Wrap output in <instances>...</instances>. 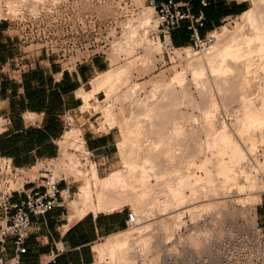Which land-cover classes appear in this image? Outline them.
<instances>
[{
    "label": "rangeland",
    "instance_id": "obj_1",
    "mask_svg": "<svg viewBox=\"0 0 264 264\" xmlns=\"http://www.w3.org/2000/svg\"><path fill=\"white\" fill-rule=\"evenodd\" d=\"M12 4L13 5L15 4V5L13 6ZM12 6L15 8L14 10H13ZM248 11H253V12H258V11L261 12L262 11V12H264V0H249V9L248 10H246L244 13H242L240 15L229 18L228 20H226L223 23V25L221 27H219L216 31L213 32V35H214L213 44L215 46L221 45L225 42H228L232 38L236 39V38H239L241 36L242 37L246 36V37H244V39H246L248 36L250 37V34H251L250 32H252L254 30L251 29L252 25L250 26L249 20L246 17V14ZM143 13H148V15H150V19H151V24L147 28H145L146 39L148 38V40L150 41V44H149V42H144L141 46L138 45L137 47H135L136 51H133L134 53H131L133 56L129 55L126 52H124L123 50H121L122 47L118 48L119 50H117V51L116 50L113 51L112 49L115 47L114 46L115 43L116 44L117 43L123 44V41H124V38H123L124 35L123 34H124V30H125L124 26L127 23L129 24V22H131L133 25H137L136 20H138L139 19L138 17L140 15H143ZM144 15H146V14H144ZM0 17H2L0 20H6V21L10 22L14 26V29L18 30L19 33H21V31H23L25 34L28 35V38L26 39V41H23L24 39H21L20 42L24 46H29L30 51H33V52L39 51V53H40V51L42 49H44L49 54L50 53L55 54L60 59H63L64 61H66L72 65L76 62H79V61H82L85 59H90L94 56L99 55V56L104 57L108 63V69L106 70V72L112 71L115 69V67L118 68L122 65L126 66L127 69H129V71L126 69H125V71L124 70L121 71V73L124 72L125 77H123V75L121 73L120 74L122 76L118 75L119 73L118 74L116 73L119 76V77H117V75L114 73L115 75L113 76V78L115 77V80H113L114 81L113 84H115V87L117 86L116 91H115L116 93L113 90V92H112L113 95L111 94L110 96H107L106 92H104V90L101 89V90H99V92L95 93V95H93L90 98V105L88 107H85L84 109L81 108L82 111H85L89 115L92 114L93 119L98 118V121L101 123L100 129L103 128V125L113 126V132H114L116 145H117L116 152H115V155L113 157V165L110 168L97 173V174H99L98 175L99 177H104V176L108 175L113 170H117V169H119V170L123 169V171H124V169L126 170L129 166V165L127 166L126 162H128V164H129L131 162V161H129L130 159L132 161L136 160V159H134V158H136L135 157L136 154L138 156H140V158L138 157L137 159L142 160L143 159L142 156L144 155L143 157H146L149 154L148 152H150V150H151V152L153 151L152 152L154 154L153 156H155V158H154L152 156V153L150 152L151 158L153 157L155 159V161H158V162L162 161L163 162V160H161V159H164V158H165L164 162H166V159L169 161L170 158H168V157L166 158L163 156V154H161L162 157H164V158H162L160 156V153H155L154 150H156L157 148L158 149L156 150V152L161 150L160 146L161 145L163 146V144H161V143L156 144V142L158 140L156 141L154 136H152V140L154 139L155 142H152L151 138L149 140H151L152 143L150 141H148L147 138H149V137H146L145 134L147 135V134H149V132L143 133L144 132L143 131V132H139L138 133L139 135H137L136 131H131V129L135 128V126H136V123H135L136 121L133 118L135 117V113L137 111H134V109L136 110V108H134L135 104H132L133 101H129L130 100L129 98H127V100L122 98L123 95L125 94L124 90H126V89L130 90L127 87L128 86L127 84H129V86L132 85V88H131V86H130V88L132 90V93L134 94L133 98L136 95H139V98L140 97H141V99L145 98L144 100H146L147 99L146 97H149V95H147V94L152 95L153 93H156L153 90H155V89L158 90L160 88V84H158V83H160V82L164 83V82L168 81V79H170V77H172V75H174L175 71H182V72L184 71L183 72L184 79L182 80V82L183 81H185V83H186V81L190 82V79L193 78L191 80V82L190 83L187 82L188 85H187V83H186V85L191 89L190 91L194 93V94L192 93L193 96H195L196 99H198V98H200L199 97L200 93L198 91V88H195V87H197L196 83H199L198 81H200V79L198 78L199 79L198 80L195 77H193V75L188 71L189 68H187V66L189 67V65H188L189 61H191L194 64V66L203 64L207 58L206 57L207 54L202 53V51L199 49L192 48L190 45L184 46V47L190 48L191 50H193V52H196V54L190 56V60H188L184 57H179V55H178L179 52H182L181 48L174 50L173 52L166 51L163 44H161L156 39V36L154 34V30H153L155 27L154 9L152 6H150L148 4V2H146L144 0H0ZM129 20H131V21H129ZM254 35H255V32H254ZM254 35H252L251 37H254V38H255V36L257 37V34L255 36ZM256 39L257 38H255V40ZM246 41H247V39H246ZM250 41L253 43L251 38H250ZM250 41H248V42L251 43ZM111 51L115 52V54H116V55L114 54L115 56L113 55L114 57L112 56L113 58L111 57V54H110ZM252 53H251V55H252ZM126 55H128V56H126ZM254 55L257 56V57L255 56L257 59L253 57ZM252 57L254 58V60L252 59ZM252 57H251V64L252 65L255 64L256 67H253L251 64L250 65L254 69L257 68L261 72L264 71V68L260 69V67H259L260 64H258V62H260L259 60H261V59L258 58V55L256 53L255 54L253 53ZM129 60H131V61H129ZM254 61L257 63H255ZM124 63H126V64H124ZM129 64H130V67L127 66ZM257 65H258V67H257ZM252 67H250V68L253 69ZM112 68H114V69H112ZM206 69H208V68H206ZM206 69L204 70V76L208 77V75H209V78H210V76H211L210 71L211 70L210 69L206 70ZM258 73H259V71H258ZM262 73L264 75V72H262ZM102 74L103 73H101L100 75L102 76ZM100 75H98L96 78L101 77ZM202 76H203V74H202ZM250 76L253 78L254 74L252 75V73L250 72ZM255 76H254L255 78H253V79L251 77H249L250 78L249 82L251 84H252V82L253 83L257 82V84H255L254 86H252L253 84L252 85H250V83L248 84L250 87V90L254 91V92H252L251 94H250L251 91L249 92L248 96L245 98V99H248V101L245 99H242L241 101H245V102L247 101L248 103L250 102L251 104L253 103V106H255L257 108L262 104V102L264 103V99H262V97L264 96L263 95L264 93H262V87H263V92H264V85H263L264 81H262V79L259 77V74H256ZM120 77H122V78H120ZM125 78H126V80H125ZM194 78L196 79V81L198 80L196 83L193 82ZM254 79H255V81H254ZM256 79H258V81H256ZM124 80L127 81L126 82L127 84L125 82H123ZM155 80L156 81L158 80L157 81L158 83ZM250 80H252V82ZM260 80L262 83L260 82ZM93 81L94 80H92V82ZM120 81L123 83V85L122 84L120 85V87L122 86L121 88L118 85V83H120ZM153 82H155L154 83L155 85L153 84ZM124 83L126 85H124ZM185 83H183V84H185ZM190 84H191V86H190ZM156 85H159V88H155V87H157ZM175 85L178 88L180 86L177 82L175 83ZM258 85H260V86H258ZM251 86H252V89H251ZM92 87H93V83L91 84V89H92ZM118 88H120V90L117 93ZM257 88H258V90H256ZM212 89H213L212 94H215L216 97L221 92L219 90L217 91V89H215L214 87ZM259 90H260V92H259ZM121 91L124 94H121L122 97L118 96V100H117V95L119 93H121ZM150 91H152L153 93L152 92L150 93ZM216 91H217V93H216ZM197 92H198V94H196ZM114 93L116 95H114ZM151 95L147 100L151 99V97H152ZM215 96L213 95V97L216 100V104H215L216 108L214 110V112L215 111L216 112L215 113L211 112V113L216 114L217 118L219 120H220V118L222 120H224L225 124L227 125V127L225 125V128H227V130L229 128V131L232 130L230 134H232L234 132L233 130H235L236 133L234 132L232 134V136L234 135L233 138L234 139L236 138L235 140H237V142L240 145V147L242 148L243 152L246 154L247 159H244V160L246 162L249 161L250 165L253 162H255L253 164V167H252V165L250 166L249 164H246V168H248L250 166L249 168H251L250 170H252V172L255 169L260 170V171L255 170L256 172L254 171L257 174V175H255V176H257L255 180H257L258 183L253 185L255 187H252V191H251V187L250 188L248 187L245 190V192L249 191V192H247L248 196H246L247 198L244 197L243 200H240L238 202L240 204V206L237 202L235 203L233 201H230L228 196L231 193V191H234V189L229 188L231 185L228 183L229 182L228 180H227L228 181L227 183H226V181L225 182L223 181L224 175H225L224 173H223L224 175L222 174L223 176H221L216 172V174H218V175H216L213 171V168H212L213 167L212 164L215 161L214 158L216 159V156H217V154H215L217 146L214 147V145H216L215 143L214 144L209 143V146L211 145V147L213 148L212 149L211 147L204 145L205 151H206V146H207L214 153V154L210 153L211 150L207 148L208 149V151H206L207 155L208 154L212 155V156L208 155L209 156L208 158L210 160L209 161L210 163H208V167L210 168L212 166L211 167L212 168L211 176H212L213 182L211 181V178L206 179V180L204 178H202V177H204V175H201V174H204L203 170L200 168H196V165L195 166L192 165V169L194 168L193 170H194V172H196V175L197 174H200V175H197L196 180H195V177L193 179V180H195L194 182L198 181V183L196 182L198 185L197 184L194 185L195 190L190 191V189L188 188L187 193L192 192L191 197L195 198V194L198 196L199 193L201 194L203 192L204 193L209 192L207 190L210 188V186L212 188L219 186V187L214 188V189L220 190V188H221L220 192H219V190L215 191L214 189H211V188L210 189H211V193L219 192L217 194L218 196H222L224 194L223 195L224 197L223 196L222 197L223 198L226 197V198L224 199V201L222 200L221 203H223V204L222 205L217 204L218 206L215 205V207L211 206L212 204H206V203H208L207 198H209V196H205V194L204 195L201 194L203 196H201L202 199L201 198L199 199V200H201L200 208L197 207L198 211L200 209L199 212H201V215L199 217L198 214H200V213L197 211V216L194 217V219L197 222L194 219L190 220L188 218V216H186V215H185V217H183V219L185 218L183 222L186 223V229L184 226L185 224H183L181 226V229H183V230L180 229V232H182V234L186 232L185 234H183L185 236L187 235L186 237H182V238L177 237L178 238L177 239L176 238L177 233H176L175 237H173V238L161 239L159 237H156L157 234L162 233L161 230L160 229L159 230L153 229L154 237H151V239H153V238L154 239H153V241L151 240L152 243L150 242L151 246L152 245L153 246L151 247V249H148V251L146 250L145 253L142 254L138 251V250H140L139 248L141 247V245H140L141 241L136 240V241L131 242L134 245L132 247L131 252H132V255L135 256V258L132 261H130V262H123L122 261V262H118V263L117 262L113 263V262H110L109 255L106 254L105 257H103L104 259H102V258L97 259L96 264H151V263H153V264H181L182 262H186L187 264H190L193 260V257L195 259V257L198 255L201 257H204L206 259H209V260L211 258L212 262L214 264H224L226 262H234L235 260L239 262L238 264H264V231H262V229L260 228V224L258 221V215H257V204L262 203L264 205V170H261V168H260V167H264V138H263L264 137V133H263L264 132V112H262L259 115L260 118H262L261 121H257V123L252 124L253 126L250 125L251 127L249 126V128H248L249 130H246L247 132H250L251 135L249 136V133L247 135L246 132L243 131L245 133L244 134L241 130H239V128L243 127L242 119L239 116H240V114L242 115V112L240 113V111H242L241 109L243 108L244 102H239L237 100H240L241 98L238 99L235 97V99H233L234 97H232L231 101L229 100L228 101L229 103L227 102V104L230 105V106H228L227 104H225V102H221V101H224L223 94L219 95L218 96L219 98L217 97L218 100ZM220 96H222V97H220ZM120 98L123 99L124 102H123V100L121 101ZM137 98H138V96H137ZM220 98H222L223 100L222 99L220 100ZM204 103L203 104L201 103V105H203V107H204V111H205V109L208 110L210 107L212 108V106H209V104L206 103L207 105H204ZM220 103H222V104H220ZM107 104L112 105L111 111H113V114L110 113L112 115L111 117H113V115H114L115 119L118 118V120H120L121 122L126 119L128 124L131 123L132 121L131 122H129V121H130V117L132 116L131 119L134 120L132 123H135V124L134 125L129 124V125H132L133 127L131 126L132 128L131 127L126 128V126L128 124L125 126L124 125L125 123H123L122 125H120V123H115L113 125H109V123H108L109 121H107L108 118L103 114L102 110L100 109L101 106L107 105ZM130 104L132 105V107L134 106L133 112L131 110L132 108H131ZM201 105L197 108L190 107V106L184 107V108H186L185 110H187L188 113H192L193 117H195V120L197 121L198 116L200 118V115H201L200 112L203 111V108H201L202 107ZM216 109L218 110L219 114H217L218 112ZM130 113H131V115H130ZM140 114H142V115H138L139 120L141 118V121H139V122L145 123L150 118L149 116L145 115L143 111ZM129 115H130V117H128ZM139 116H141V117H139ZM146 116L148 117L147 120H146ZM127 117H128V119H127ZM144 118L146 121L144 120ZM121 119H123V120H121ZM191 120H193V118ZM120 126L121 127L124 126V127L121 128ZM86 127H87V125L80 127V126L75 125L74 122H71L68 130L71 128V129L75 130L76 133L78 132L77 137H79V138L81 137L82 139L81 138L77 139V141H78V143H82L81 140L85 139L83 129ZM128 128H129V131H128ZM92 130L95 131V133L97 132L95 126H92ZM132 130H134V129H132ZM236 130L241 131V133L237 132ZM260 131H262V132H260ZM79 132H81V133H79ZM129 132H131V133L135 132V133L131 134ZM142 133L144 135H142ZM134 134H136L137 137H135ZM151 134H153V133H151ZM205 134L204 133L201 134L203 139L205 138ZM240 134H243L244 136H242ZM150 135H148V136H150ZM245 135H247L251 138H248ZM138 136H143V138L146 137L147 140L146 139L138 140L139 139ZM260 136H262V137H260ZM135 138L138 140V143H137V140ZM140 138H142V137H140ZM188 138L190 139L189 141H191L192 138H190V136ZM64 139H61V141H60L62 151H61L59 160H60V158L62 159V157H63V154H62L63 148L64 149L67 148L66 149L67 152L68 153L72 152V154H74V158H76L77 161L79 160V163L77 162L78 165L76 167V171L78 168V170L81 169V171L85 170V172H90L91 168L93 167V164H95L96 168H98V165H97V163H95L94 158L88 157V158L83 160V159H81V156L79 153L73 152L72 147H75L73 145L74 136L70 137L69 139H66L67 141L69 140V143L67 141H64ZM128 139H129V141H128ZM131 139H132V142L130 141ZM133 140L136 141V143H137L136 146L134 145L135 143L133 142ZM186 141H188V139H186ZM129 142H131L130 144H133V147L134 146L135 147L131 149L132 145L130 146V144H128ZM148 142H149V144H148ZM150 143L151 144L154 143L153 144L154 147H152L149 151H147L148 147L150 148V146L147 147V144L150 145ZM217 143L220 145L219 141H217ZM70 144H72V146ZM124 144L127 145L128 148ZM188 144H190L189 147L186 146L184 148V146H183L184 150L183 149L182 150L184 152L186 151L185 153H187V152L190 153L192 151V150L189 151V149H192L193 147H190V146L192 144H195L194 138H193V142L192 141L188 142ZM62 145H63V147H62ZM219 145H218V147H219ZM158 146L160 147V149ZM214 149H215V152H214ZM182 150L180 151V149H178V151H180V154L182 153L183 155H185V153H183ZM178 151L176 150V152H178ZM146 152L148 154L145 156ZM189 153H187V154H189ZM155 154H159L157 156L158 158H156ZM223 155H222L223 159L228 158V156L225 153ZM148 156H150V154ZM213 156H215V157H213ZM159 157H161V159ZM185 157L188 158V156H185ZM255 157H257V158L255 159ZM127 158H130V159H127ZM125 159H127L128 161H126ZM158 159H160L161 161ZM211 160H214L213 163ZM228 160H229V158H228ZM228 160H224V161L227 162ZM250 160L252 163L250 162ZM241 161L242 162H240L239 164L240 165L242 164V166H243V164H244L243 160H241ZM257 161H260V162H257ZM196 162H197V160H196ZM260 163L263 166H261ZM238 166H236L237 168L234 166L236 169L230 168V170H232L230 172V174L233 173L234 170H236L235 173H238L237 175H239V177H240L241 171L239 168H241V167H238ZM256 167L257 168L259 167V168L257 169ZM215 168H216V166L214 165V169ZM237 169H239L238 171H240V174H239V172H237ZM262 169H264V168H262ZM151 173L149 172V175H147L149 178L147 176H146V178H147V180H149L151 182V184L149 186L151 187V185H153L152 186L153 188L152 187L151 188L146 187V185L142 182V187L144 184V186L149 191L148 194H145V193H147V191H146L145 187H144L145 189L143 188V191L145 190L146 192H144L145 196H144V194H142V195H143V197H146L144 199H146L147 201L149 199L151 201L153 200V199H151V197L154 198L153 196H155L157 193H159L160 190H158V189L159 188L161 189L162 188L161 185L163 184L159 180L158 181V183L160 184V187H159V184L156 183L157 182L156 176L154 175L155 176V178H154ZM219 173L221 174V172H219ZM73 175H75V174L70 175L68 180L69 181H71V179L77 180V182L73 183L74 191L76 192L78 190L77 187L83 181V179L79 178L81 176L75 177ZM135 176H137V177H133V179L139 178L138 175H135ZM218 176H220L222 178L220 179V177H218ZM198 177L199 178L201 177L202 180L201 179L197 180ZM214 177L215 178L217 177L216 178V181L218 182L217 185H216V183L214 184V182H215ZM136 179H134V180L136 183H138L140 180L137 182ZM154 180L156 182H154ZM218 180H220V184H219ZM221 180H222V182H221ZM149 181H147L148 184L150 183ZM199 181H200V183H199ZM208 182L210 184L211 183L212 184L210 185ZM133 183H134V181H133ZM136 183H134V185H136ZM139 184L141 187V181L139 182ZM201 184L205 187L199 186ZM222 184L224 187H221ZM226 184H229V186ZM138 185H136V187L134 186L136 188V189L134 188L135 191L137 190V187L139 188ZM196 186H197V188H196ZM142 187L140 189H142ZM200 187H201V190H200ZM203 188L207 189L206 190L207 192H205V189L203 190ZM140 189L137 190L136 192L142 191ZM230 189H232V190H230ZM156 190H158V192ZM197 190H199V191H197ZM202 190H203V192H201ZM194 191H196L198 194ZM252 192H254V194ZM153 193H155V194H153ZM211 193H209V194H211ZM250 193H252V194H250ZM258 194H260V196ZM92 195L93 196H92L91 200L94 201L96 199V195L94 192L92 193ZM148 195H151V196H148ZM253 195H256V196H253ZM147 197L148 198L150 197V198L147 199ZM72 198H74V197H71L70 200H72ZM203 198H205L207 201ZM248 198L251 199L252 202L253 201L254 202L253 203L249 202L250 200ZM255 198L257 200L258 199L259 200L258 201L254 200ZM226 199H227V201H226ZM204 200L206 202H204ZM123 202L119 207H117L115 209H118L121 207H130L133 211L135 210L134 204H132L130 201H127V202L123 201ZM249 203L251 204V206ZM148 205L151 206L150 203ZM208 205L211 207H209ZM68 206L71 207L70 202H68ZM204 206L206 207L207 210H205ZM153 207L155 209L156 205H153ZM204 210H205V212H203ZM154 216L156 217L155 213L151 216L152 218L149 219L150 220L149 222L155 221L156 218ZM187 218H188V220H187ZM141 220H143V222H144L143 223L141 221V223H143L142 225H145L146 223H148V220L147 221L145 219H141ZM192 220H194L193 221L194 224L192 223ZM133 227L134 226L129 227V228L115 234V236L119 237V236H122L124 234H127L128 232L132 231L131 229ZM206 231H207V233H206ZM204 233H206V235H208V238H205L206 241L204 240V238L203 239L201 238V236ZM201 239L204 241H201ZM160 242H161V244H160ZM202 242L208 244V251L207 252L205 249L196 250L195 248H193L195 245H199ZM133 250H135V251L133 252ZM177 251H178V255L173 254L175 252L177 253ZM179 252H181L182 254ZM185 252H188L187 253L188 255H186ZM208 252H210V254ZM217 252H218V255H217ZM179 254H181V256L185 257V259H181V260L176 259L179 256ZM155 256H156V259L154 258ZM165 256H166V259H165ZM167 256H168V258H167ZM182 260H185V261H182Z\"/></svg>",
    "mask_w": 264,
    "mask_h": 264
},
{
    "label": "bare ground",
    "instance_id": "obj_2",
    "mask_svg": "<svg viewBox=\"0 0 264 264\" xmlns=\"http://www.w3.org/2000/svg\"><path fill=\"white\" fill-rule=\"evenodd\" d=\"M14 9L15 8L13 7V10ZM144 14H146V15H144ZM263 14H264V12H262V11L261 12L260 11H258V12L248 11L246 14V17L249 20L250 26L251 25L253 26V27L251 26V29L254 30L250 33L251 34L253 33L252 35H254V32H255V35L257 34V37L254 35L255 38H257L256 39L257 41L255 40L254 37H251L252 35L250 34V37L248 36L246 38L247 41H246V39H244V37H246V36H244V37L241 36V37L236 38V39L232 38L228 42H225L221 45L215 46L214 44H212L211 50L208 53L205 52L207 54V56H206L207 58L203 64L194 66V64L191 61L188 62L189 67L187 66V68H189V70L188 69L187 70L193 75V77H195L196 79H198V78L200 79V81H198L199 79L197 80L199 83H196L197 81L195 78L193 80V82L197 84V87H195V88H198V91L200 93L199 94L200 98L197 97L199 100L196 99L195 96H193L194 93L191 92L190 91L191 89L187 86L188 85L187 82H189V81H186L187 85H186L185 81L182 82V80L184 79V75H183L184 71L183 72L182 71H175L174 75H172V77H170V79H168V81H166L164 83H162V82L158 83L157 82L158 80L157 81L155 80L158 84H160V88H159V85H156L157 87H155V88H159L158 90H156V89L153 90L156 93H153L152 91H150V93L152 92L153 94L152 95L147 94V95H149V97H150V95L152 96L150 100H147L149 97H146L147 98L146 100H144L145 98L141 99V97L139 98V95H136L133 98L134 94L132 93V90H131L132 85H130L131 86V88H130L129 84L126 83L127 81H125L126 80V78H125V80L123 82H125L128 85L127 87L131 91L127 90V89L126 90L123 89L125 94L121 91V93H119L120 95L119 94L117 95V100H118V96L122 97L121 94H124L122 97L123 99L127 100V98H129L130 99L129 101H133V103L132 102L131 103L135 104L134 105L135 107L134 106L133 107L136 108V110L130 104L131 108H132L131 109L132 112H133V109H134V111H137L135 113V117L133 118L136 121L135 122L136 123L135 128H132L133 126L129 125V124H133V125L135 124V123H132L134 120L131 119L132 116L130 117L131 113L128 117H130L129 122H131V121L132 122L128 124L126 119L121 122L120 120H118V118L115 119L114 115H113L114 118L111 117L112 115L110 113L113 114V111H111L112 110L111 104L103 105L100 107L103 114L108 118L107 121H109L108 122L109 125H113L115 123H120V125H122L123 123H125L124 125L126 126L128 124L129 126L127 125L126 128L132 126L131 128L134 130L131 129V131H136L137 135H139L138 134L139 132H143V131H144L143 133L149 132V134H147V135L145 134L146 137H149V138H147L148 141L151 142L152 136H154L155 140L156 141L158 140L156 142V144L157 143L163 144V146L160 144L161 150L156 152V150L158 148L157 149L155 148L156 149V150H154L155 153H160L161 157H162L161 154H163L164 157L170 158L169 161L166 159V162H164V160H165L164 157H162L164 159H161V157H159L161 160H163V162L160 159H158V160H160L161 162L155 161V159H154L155 156H153L154 154L152 153L153 151L151 152V150H150L152 147H154V145H153L154 143L151 144L152 142H155V140L153 139L152 142L150 143V145H148L149 144V142H148L147 147L150 146V148L148 147L147 151L150 150V152L152 153V156L154 158L153 157L151 158L150 152H148L150 154V156H148L149 154L146 152L145 156L147 154L148 155L146 157H143L144 156L143 155L142 156L143 159L138 160L137 158L138 157L140 158V156H138L136 154L135 155L136 158H134L136 160H134V161H132L130 158H127V159H130L129 161H131L129 164H128V162H126L128 160L125 159L127 166L129 165L126 170L125 169H124V171H123V169L122 170H119V169L113 170L108 175H106L104 177H99L97 174L95 164H93V167L91 166L92 168H91L90 172H85V170L81 171V169L78 170V168L76 171V167L78 165L77 162L79 163V160L77 161L76 158H74V154H72V152L68 153L66 150L67 148H65V149L63 148V153H62L63 157H62V159L60 158V160L57 162V164H56L57 168L60 170H63L67 175L75 174L74 175L75 177L81 176L79 178L83 179V181L78 186V190L75 192L74 198H72V200L69 201L71 203V208L74 212L75 217H81L82 215H84L85 213H87L90 210H92L94 212L99 211V210L111 211V210H114L115 208L119 207L123 201H125V202L130 201L135 206L134 213L137 217V223L131 229L132 231L128 232L127 234H124L122 236H119V237L114 235V236L108 238L105 243L98 245L96 247L97 259H101V258L104 259L103 257H105V255L108 254L109 258H110V262H113V263L114 262L118 263V262H122V261L123 262L132 261L135 258V256L132 255V252H131L132 247L134 246L131 242L136 241V240L141 241L140 242L141 244L139 243L141 245V247L139 248L140 250H138V251L142 254L145 253L146 250L148 251V249H151V247L153 246V245L151 246V243L154 239V238L151 239V237H154L153 229H156V230L160 229L161 230V232L163 234L161 233V234L156 235V237H159L161 239L173 238V237H175L176 233H177L176 238L177 237L178 238L186 237L187 235L186 236L183 235L186 232L183 234H182V232H180L181 226L183 224H185L184 226L186 229V223L183 222L185 218L183 219V217H185V215H186L191 220L197 216V211H198L197 207L200 208V202H201V200H199V199L204 194H205V196H209V198L206 197L208 199V203H206V204H212L211 206H213V207H215V205H217V204L222 205L223 203H221V202H222V200L224 201V199L226 197L223 198L224 194L222 195L223 197L217 195L220 192L221 188H220V190L214 189V188H217L219 186L214 187V188H212L210 186V188L214 189L215 191L219 190V192H217V193L216 192L211 193L210 188H209L210 190L203 188V190L205 189V192L209 191L207 193H204L202 190L201 192H203V193H201V194H203V195H201L200 193L198 194L196 191H194L198 194V196L195 194V198L191 197L192 192L187 193L188 188L190 189V191L195 190L194 185L197 184L198 181H196L197 183L194 181L196 180L197 175H200V174L196 175V172H194V170H193L194 168L192 169V165H194V166L196 165V168L202 169L204 172V174H201V175H204V177H202V178H204L205 180L211 178L212 182H213L212 176H211L212 168H213V171L215 174H216V172L221 176H223L225 174L223 181L224 182L226 181V183L229 181L228 183L231 185L229 188L234 189V191H231V193L229 194L228 197H229L230 201H233L235 203L236 202L238 203L240 200H243L244 197L248 196L247 192H249V191L245 192V190L248 187L249 188L251 187V191H252V187H255L253 185L258 183L257 180H255L257 177V176H255V175H257L255 172L259 170L258 169L259 167L258 168L256 167L258 170L255 169L256 170V171L254 170L255 172L254 171L252 172V170H250L251 168H249V167L251 165L253 167V164L255 162L252 163L250 160V162L252 163L250 165L249 161L246 162L244 160V159H247L246 154L243 152V150L240 147V145L238 144L237 140H235L236 138L235 139L233 138L234 135L232 136V134L235 132V130H233L234 132L232 134H230L232 130L229 131V128L227 130V128H225L226 124H225L224 120H222L221 118L219 120L217 118V115L214 114L216 112V111L214 112V110L216 108V106H215L216 100L213 97V95L215 96V94H212V91H213L212 88L214 87L215 89H217V91L219 90L222 92V93L220 92L219 95L223 94L224 101H221V102H225V104H227V102L229 100L231 101L232 97H234L233 99H235V97L238 99L241 98L240 100H237L239 102H244L243 108L242 107H241L242 109L240 108L242 110V111H240V113L242 112V115L239 113L240 114L239 117H241V119H242L243 127L239 128V130H241L242 132L243 131L246 132L247 135L249 133V136H250L251 135L250 132H247L246 130H249L248 128L250 125L257 123V121H261L262 118H260L259 115L262 112H264V103L263 102L259 107L256 108L255 106H253V103L252 104L250 102L248 103L247 102L248 99H245L248 96L249 92L251 91L250 87L248 85L250 83L249 77H251L250 72L252 73V75L254 74V76L256 74H259V77L262 79V81H264V75L262 73L264 71L261 72L257 68L254 69L253 67H256L255 64L254 65L251 64V57H252L253 53L254 54L256 53L258 55V58L261 59V60H259L260 62H258V64H260L259 65L260 69L264 68V15ZM138 18L139 19L136 20L137 25H133L131 22H129V24L127 23L124 26L125 30H124V34H123L124 35L123 44H119V43L116 44L115 43V45H114L115 47L112 49L113 51L114 50L117 51V50H119L118 48L122 47L121 50H123L124 52H126L129 55H132L131 53H134L133 51H136L135 47H137L138 45L141 46L144 42H149V44H150V41L148 40V38L146 39V35H145V28H147L151 24L150 15H148V13H143V15H140ZM129 21H131V20H129ZM250 38L253 41V43L250 41ZM248 41H250L251 43H249ZM181 49H182V52H179V54H178L179 57H184V58L190 60V56L196 54V52H193V50H191L188 47H183ZM251 53H252V55H251ZM110 54L112 57L115 54V52L111 51ZM126 56H128V55H126ZM255 56L256 55H254L253 57L256 58L257 56L256 57ZM253 57H252V59L254 60ZM129 61H131V60H129ZM255 63H257V62H255ZM124 64H126V63H124ZM127 66L130 67V64ZM250 67H252L254 70L251 69ZM257 67H258V65H257ZM206 68L211 70L210 71L211 72L210 78H209V75H208V77L204 76V70ZM112 69H114V68H112ZM125 69L129 71V69H127V67L124 65H122L118 68L115 67V69L112 71H107V72L104 71L102 76L100 75L101 77H98L96 79L94 78V81L92 82L93 83L92 89L89 91L87 90V91L82 93L84 103H83L81 108L84 109L85 107H88L90 105V98L93 95H95V93L99 92V90H101V89H103L104 92H106L107 96H110L111 94L113 95L112 92H113V90L115 92L116 87H117V86L115 87V84H113V82H114L113 80H115V77L113 78V76L116 73L117 74L119 73L118 75L122 74L123 77H125L124 72L121 73V71L122 70L125 71ZM208 69H206V70H208ZM258 71H259V73H258ZM202 74H203V76H202ZM118 75H117V77H119ZM254 76H253V78L256 77V76L255 77ZM120 78H122V77H120ZM192 79L193 78L190 79V82ZM258 79H256V81H258ZM250 81L252 82V80H250ZM254 81H255V79H254ZM176 82L180 85L179 88L175 85ZM260 82H261V80H260ZM125 83H124V85H126ZM154 83L155 82H153V84ZM183 83H185V84H183ZM121 84L123 85V83L120 81V83H118L119 87ZM252 84L250 83V85L254 86L255 84H257V82L256 83L252 82ZM260 85H258V86H260ZM190 86H191V84H190ZM252 86H251V89H252ZM120 88H118L117 93L119 92ZM258 88L256 90H258ZM217 91H216V93H217ZM252 92H254V91H251L250 94ZM259 92H260V90H259ZM115 93H114V95H116ZM262 93H264L263 87H262ZM196 94H198V92ZM137 96H138V98H137ZM220 97H222V96H220ZM263 97H262V99H264ZM218 98H217V100H218ZM123 99H121V101ZM221 99L222 98H220V100ZM242 99H245L247 101L246 102L241 101ZM123 102H124V100H123ZM201 103L202 104L204 103V105L209 104V106H212L213 109L211 107H210L211 109L210 108L208 109L206 107L208 110L205 109V111H204V107H203V105H201ZM220 104H222V103H220ZM200 105L202 106L201 108H203V111L200 112L201 113V115L199 114L200 118L198 116V118H197L198 120L196 121L195 117H193V114L188 113V111L185 110L186 108H184V107L190 106V107L197 108ZM228 106H230V105H228ZM142 111L144 112L145 115L150 117L147 120L148 117L146 116L147 121L144 118V120L146 121V122L144 121L145 123L139 122V121H141V118L139 120L138 115H142V114H140V113H142ZM211 112H214V113H211ZM217 112H218V110H217ZM217 114H219V112ZM128 117H127V119H128ZM139 117H141V116H139ZM192 118H193V120H191ZM121 120H123V119H121ZM122 127H124V126H122ZM226 127H227V125H226ZM97 130H98V128H97ZM128 131H129V128H128ZM241 131H237V132L241 133ZM260 132H262V131H260ZM77 133L75 130L70 128L69 130L65 131V134L63 135V137L65 139L63 137H62V139H64V141H67L66 139H69L70 137L74 136L73 145L78 146L77 139H80L81 137L80 138L77 137ZM79 133H81V132H79ZM129 133H131V132H129ZM133 133H135V132H132L131 134H133ZM143 133H142V135H144ZM151 133H153V134H151ZM202 133H204V134L206 133L204 139L202 138V135H201ZM148 135H150L151 137ZM240 135L244 136L243 134H240ZM247 135H245V136H247ZM134 136L137 137L136 134H134ZM189 136H190V138H192L191 139L192 142H193V138H194L195 144H192L193 146L192 145L190 146L193 148L189 149V151H191V150L192 151L190 153L187 152V153H189V154H187V153H185L186 151L184 152L183 150L186 146L189 147V145H190V144H188V142H191V141H189L190 140L188 138ZM249 136H247V137L251 138ZM138 137H139L138 140L146 139V137L143 138V136H138ZM140 137H142L143 139ZM260 137H262V136H260ZM150 138H151V140H149ZM129 139H128V141H129ZM186 139H188V141H186ZM138 140H137V143H138ZM81 141H83V140H81ZM130 141L132 142V139ZM217 141L220 142V145L217 143ZM67 142L69 143V140ZM131 142H129L128 144H130ZM133 142L135 143L134 145L136 146V144H137L136 141L133 140ZM209 143L210 144L215 143L216 145H214V147L217 146L216 147L217 149L215 148L216 149L215 154H217V156H216V159L214 158L215 161L211 160L212 163L214 161V163L212 164L213 167L212 166H211L212 168L210 167L211 169L208 167V163H210L209 162L210 160L208 157L212 156V155L208 154L209 155L208 156L207 152H206V151H208V149H210L208 147H211V145L209 146ZM79 144H81V143H79ZM217 144L219 145V147ZM70 145L72 146V144H70ZM131 145H132L131 149L135 147V146L133 147V144H130V146ZM204 145L208 146V147L206 146V151H205ZM125 146L127 147V145H125ZM183 146H184V148H183ZM62 147H63V145H62ZM160 147H159V149H160ZM178 149H180V151L183 149L182 151H183V153H185V155H183L182 153L180 154V151H178ZM215 149H214V152H215ZM176 150L178 152H176ZM210 153L214 154L212 152V150ZM224 153L228 156L229 160H228V158L223 159L222 155ZM155 155H156V158H158L157 156L159 154H155ZM185 156H188V158H186ZM213 157H215V156H213ZM256 158L257 157H255V159ZM196 160H197V162H196ZM224 160H228V161L225 162ZM241 160H243V163H244L243 166H242V164L241 165L239 164L240 162H242ZM257 162H260V161H257ZM246 164H249L250 166L248 168H246ZM214 165L216 166L215 169H214ZM260 165H261V163H260ZM234 166L235 167L236 166L241 167V168H239L241 171L240 177H239V175H237L238 173H235L236 170H234V172L230 174V172L232 171V170H230V168L234 169L235 168ZM261 166H263V165H261ZM260 168H261V170H264V169H262L264 167H260ZM239 169H237V172H239V174H240V171H238ZM149 172L150 173L152 172L151 174L153 175L154 178L156 176L157 182L155 180H154V182L158 183V181L160 180L163 183L162 184L163 186L161 185V187H162L161 189L159 188L160 184L158 183L159 184L158 190H160L159 193H157L158 190H156L157 194L155 196H153L151 194L154 197V198L151 197V199H153L152 201L149 199L150 197L149 198L147 197V199H149L147 201L146 199H144L146 197H143V195H142L146 191H147V193H145V194H148V192H149L148 189L146 188V187H150L149 185L151 184V182L149 180H147V178H146V176L149 175ZM219 172H221V174ZM218 174H216V175H218ZM135 175L139 176V178H137V179L134 178V179H136L137 182L139 180L141 181V187H142V182L146 185V187L143 184L142 189H140L141 188L140 184H139L140 181L138 183H136L135 180L133 179V177H137ZM194 177H195V180H193ZM218 177H220V176H218ZM202 178L198 177L197 180H199V179L202 180ZM216 178L214 179V181H215L214 184L216 183V185H217L218 182L216 181ZM221 178L222 177H220V179ZM133 181H134V183H136V185L139 184L138 185L139 188L137 187V190L140 189L142 191L136 192L137 190L136 191L134 190L136 185H134ZM147 181H149L150 183L148 184ZM218 181L220 184V180H218ZM221 182H222V180H221ZM199 183H200V181H199ZM229 184H226V185L229 186ZM152 186L153 185H151V187ZM199 186L205 187L206 185L203 186L201 184ZM144 187L146 188V191L145 190L143 191ZM221 187H224L223 184ZM196 188H197V186H196ZM200 190H201V187H200ZM230 190H232V189H230ZM197 191H199V190H197ZM93 192L96 195V199L94 198L95 199L94 201L91 200V198L93 196L92 195ZM209 193H211V194H209ZM252 193L254 194V192H252ZM252 193H250V194H252ZM145 194H144V196H145ZM153 194H155V193H153ZM260 194H258V195L260 196ZM151 195H148V196H151ZM253 196H256V195H253ZM203 199H205V198H203ZM227 199H226V201H227ZM205 200H204V202L207 201V200L206 201ZM249 200H250L249 202H252L251 199H249ZM254 200H257V199L255 198ZM149 203L151 204V206L148 205ZM153 205H156V208H155L156 210L154 209ZM211 206H209V207H211ZM239 206H240V204H239ZM250 206H251V204H250ZM205 210H207L206 207H205ZM205 210L203 212H205ZM199 211H200V209H199ZM154 213L156 214V217L154 216L156 218L155 221L149 222L150 221L149 219L152 218L151 216ZM199 213L200 214H198V215L200 217L201 212H199ZM188 218H187V220H188ZM141 219H145L146 221L148 220V223L145 222L146 224L142 225L144 222ZM194 220H192V223ZM141 221L143 223H141ZM181 230H183V229H181ZM206 233H207V231H206ZM206 233H204L205 235L203 234L201 236V238L202 239L204 238L205 241H206L205 238H208V235H206ZM202 239H201V241H204ZM160 244H161V242H160ZM193 248H195L196 250L205 249L207 252L208 251V244L202 242L199 245H195ZM134 251L135 250H133V252ZM179 253H181V252H179ZM187 253L188 252H185L186 255H188ZM208 253L210 254V252H208ZM173 254L178 255V251H177V253L175 252ZM181 254H179V255L181 256ZM154 258L156 259V256ZM167 258H168V256H167ZM165 259H166V256H165ZM151 264H153V263H151Z\"/></svg>",
    "mask_w": 264,
    "mask_h": 264
},
{
    "label": "crops",
    "instance_id": "obj_3",
    "mask_svg": "<svg viewBox=\"0 0 264 264\" xmlns=\"http://www.w3.org/2000/svg\"><path fill=\"white\" fill-rule=\"evenodd\" d=\"M185 1L195 14L203 16L198 27L201 37L249 9V0ZM20 37L10 22L0 20V114L10 121L7 131L0 134V154L15 166L40 169L60 154V141L74 122L80 127L87 125L84 141L98 165L97 173L110 168L117 148L113 126L100 129L98 118L81 110L82 93L91 90L92 80L108 69L106 59L98 55L72 65L44 49L30 51ZM172 40L176 46L191 45L186 20L172 31ZM92 126L98 128L96 133ZM36 174L40 175V170ZM129 208L90 210L75 217L67 203L44 214H32L21 264H96V247L127 229ZM257 215L264 231L262 203L257 204ZM11 241L6 238L4 255L11 253Z\"/></svg>",
    "mask_w": 264,
    "mask_h": 264
},
{
    "label": "built area",
    "instance_id": "obj_4",
    "mask_svg": "<svg viewBox=\"0 0 264 264\" xmlns=\"http://www.w3.org/2000/svg\"><path fill=\"white\" fill-rule=\"evenodd\" d=\"M203 4L206 0H201ZM154 9L156 39L163 44L168 52H173L184 46H176L172 40V31L184 20L188 22L191 30V47L208 53L214 42L213 33L201 37L198 27L203 24V16L195 14L191 5L185 0H165L155 3L148 2ZM2 17H0L1 19ZM20 39L26 41L28 35L21 31ZM9 118L0 114V134L7 131ZM78 143V142H77ZM75 146V145H74ZM61 147V144H60ZM73 152L80 154L81 159L92 157L91 151L83 140L81 144L72 148ZM61 154V152H60ZM60 154L41 168L15 166L9 157L0 154V264H21L22 256L27 247L25 239L30 233L32 214H44L55 206L66 205L75 191L71 179L63 170L57 168ZM40 170V175L37 171ZM74 176V175H73ZM62 183L64 185L62 186ZM78 188V187H77ZM137 223V217L132 209L128 210L127 228ZM11 237V253L4 255V243ZM215 254V253H214ZM218 255V252H217ZM209 257V256H208ZM176 259H185L178 256ZM185 261V260H182ZM238 261L224 264H238ZM181 264H187L182 262ZM190 264H214L212 259L196 256Z\"/></svg>",
    "mask_w": 264,
    "mask_h": 264
}]
</instances>
